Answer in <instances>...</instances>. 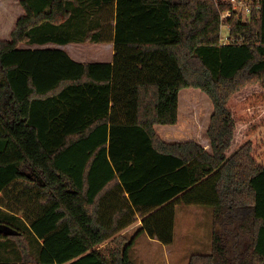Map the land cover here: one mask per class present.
Listing matches in <instances>:
<instances>
[{
  "label": "trees",
  "instance_id": "trees-1",
  "mask_svg": "<svg viewBox=\"0 0 264 264\" xmlns=\"http://www.w3.org/2000/svg\"><path fill=\"white\" fill-rule=\"evenodd\" d=\"M244 1L247 18L213 0H20L0 39V264H134L141 235L173 243L178 204L213 209L212 250L189 264H264V0ZM110 41L112 63L34 48ZM194 95L204 144L173 133Z\"/></svg>",
  "mask_w": 264,
  "mask_h": 264
},
{
  "label": "rangeland",
  "instance_id": "rangeland-1",
  "mask_svg": "<svg viewBox=\"0 0 264 264\" xmlns=\"http://www.w3.org/2000/svg\"><path fill=\"white\" fill-rule=\"evenodd\" d=\"M24 12L20 0L0 1V39H10L17 18ZM21 46H26L21 44ZM85 52L92 58L108 59L107 52L99 45H82ZM27 47V46H26ZM43 47L35 45L34 48ZM101 55V57H99ZM202 95H194L195 102L189 107H182L180 127L173 130L176 141L194 140L203 143L207 138L206 127L210 113L209 103ZM186 95L183 96L185 103ZM162 127V126H161ZM164 126L163 128H165ZM174 129V128H173ZM182 135V136H180ZM260 159L264 162V126L259 129ZM205 138V139H204ZM207 140V139H206ZM262 140V142H261ZM213 209L209 206L176 205L174 241L171 245L151 242L145 234L141 235L130 251L134 264H189L194 253L208 254L212 250L211 236L213 232ZM139 227L137 223L127 234L133 235Z\"/></svg>",
  "mask_w": 264,
  "mask_h": 264
},
{
  "label": "crops",
  "instance_id": "crops-1",
  "mask_svg": "<svg viewBox=\"0 0 264 264\" xmlns=\"http://www.w3.org/2000/svg\"><path fill=\"white\" fill-rule=\"evenodd\" d=\"M8 40H9V38H8ZM84 44L99 45L103 49V53L107 52V54H109L108 55V59L105 60V59H101V58H92V57H97V56H90L89 53L88 54H84L85 51L83 49H81L83 47L82 45H84ZM43 48H56V49L64 50L70 56V58L72 60H74L75 62H78V63H85V64H90V63H112L113 59H114V56H115V46H114V42H112V41H110V42H102V43H95V42H70V43H67V44H46V45H43ZM99 57H101V55H99ZM172 136H174V135L167 134V137L172 138ZM170 138H168V139H170ZM261 142H262V140H261ZM204 143H206V139L203 140V144ZM136 223H137V226L139 227L140 223H141V219L138 218ZM134 225L128 227L125 230V232L128 233L132 228H134ZM148 238H149V240L151 242H156L158 244H162L157 239H153V238H150V237H148ZM162 246H165V245H162ZM211 246H212V244H211ZM1 253L3 254V252L0 251V254Z\"/></svg>",
  "mask_w": 264,
  "mask_h": 264
},
{
  "label": "built area",
  "instance_id": "built-area-1",
  "mask_svg": "<svg viewBox=\"0 0 264 264\" xmlns=\"http://www.w3.org/2000/svg\"><path fill=\"white\" fill-rule=\"evenodd\" d=\"M213 1L216 4H218L219 2L229 3L232 6V8L237 12L238 15H242L245 18H247L249 14L251 13L250 4L248 1H244V0H213ZM226 31H227V28L223 26L222 38L226 36L227 34Z\"/></svg>",
  "mask_w": 264,
  "mask_h": 264
},
{
  "label": "water",
  "instance_id": "water-1",
  "mask_svg": "<svg viewBox=\"0 0 264 264\" xmlns=\"http://www.w3.org/2000/svg\"><path fill=\"white\" fill-rule=\"evenodd\" d=\"M11 233V231H9Z\"/></svg>",
  "mask_w": 264,
  "mask_h": 264
}]
</instances>
